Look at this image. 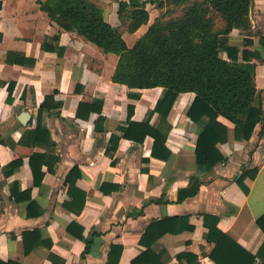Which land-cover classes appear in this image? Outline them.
<instances>
[{"label":"crops","instance_id":"obj_1","mask_svg":"<svg viewBox=\"0 0 264 264\" xmlns=\"http://www.w3.org/2000/svg\"><path fill=\"white\" fill-rule=\"evenodd\" d=\"M39 1L45 0H0V261L53 264V256L54 264H107L114 245L121 247L118 264H132L145 252L139 264H222L211 259L215 243L208 241L207 215L218 218V229L239 247L231 245L220 260L246 264L244 250L255 256L254 264H264V234L256 224L264 214L262 124L248 141H237L233 125L221 118L227 139L217 148L227 161L202 173L195 145L208 118L193 122L187 111L195 94L182 93L166 118L160 112L150 117L149 125L166 134L165 147L170 151L167 159L152 156L153 137L136 143L123 138L119 129L128 127L129 106L131 122L147 119L164 89L113 82L118 56L60 29ZM96 1L103 6L105 21L120 28L129 48L161 12L148 5V23L129 33L121 27L119 0ZM250 9L252 29L264 40V0H252ZM242 41L237 30L229 36L230 44ZM253 41V50L264 55L260 37ZM256 64L255 83L264 115V64ZM45 100L50 108L40 119L47 135L35 137L27 132L35 129ZM96 101L101 102L100 113L93 110L85 118L84 107L77 114L80 103ZM23 111L31 116L27 125L18 119ZM97 123L102 124L101 132L94 130ZM112 135L120 138L115 151L107 153ZM34 153L44 154L45 161L38 184L29 165ZM14 161L20 164L7 171ZM73 167L78 173L75 187L85 193L80 212L64 205L72 201L66 177ZM250 169L257 172L244 180L245 194L236 179ZM193 178L201 183L198 193L178 202L179 192L194 185ZM29 232L34 235H25ZM81 234L90 242L84 257ZM25 246L32 247L28 254Z\"/></svg>","mask_w":264,"mask_h":264},{"label":"trees","instance_id":"obj_2","mask_svg":"<svg viewBox=\"0 0 264 264\" xmlns=\"http://www.w3.org/2000/svg\"><path fill=\"white\" fill-rule=\"evenodd\" d=\"M39 4L41 10L60 29L75 32L104 53L118 56L113 82L129 88L164 89L162 98L158 100L155 109L149 112L147 119L141 123L131 122L133 107L129 106L128 127L119 129L123 138L136 143H142L146 136L153 137L152 156L167 159L170 151L165 147L166 134L149 125L151 115L160 112L166 118L178 95L187 92L195 94L187 116L193 122H198L203 117L208 118L195 145L196 164L200 172H210L217 164L227 161L217 148L219 143L227 139V127L220 121L221 118L233 125L237 141H248L258 124H262L259 135L264 134L263 109L255 83L256 61L264 64V55L259 50H253V37L259 36L261 45H264V40L259 32L255 33L252 29V0H119L117 13L121 27L129 33L148 23V5L164 9L131 48L124 41L120 28L112 27L105 21L103 6L99 1L45 0L39 1ZM177 10L179 13L172 15ZM218 22L221 23L220 26L217 25ZM235 30L243 36L241 45L229 43V36ZM43 48L48 47L44 45ZM12 87V84L8 86L9 101ZM53 107L56 108L57 104ZM84 107H87L85 118L93 110L101 112L100 101L90 105L80 103L77 114ZM46 108L50 107L45 100L39 108L35 129L27 133L35 137L44 133L47 135V129L40 119V114ZM98 121H101L100 118ZM119 138L114 135L110 137L111 146L107 153L115 151ZM43 156L44 154L34 153L29 159L35 184L40 183L44 176L41 170L45 162ZM19 164L20 161H14L6 169L11 170ZM76 170L73 167L66 177L72 201L64 205L80 212L84 206L85 193L75 187L78 176ZM256 172V169L244 170L236 179L245 194L248 188L244 180L247 177L254 178ZM192 181L194 185L190 190L179 192L178 202L198 193L201 183L196 178ZM15 199L18 200V197L15 196ZM204 224L209 230L208 241L215 243L211 259L216 263L231 264L218 257H222L225 252L229 253L231 245L238 246L218 229V218L205 215ZM256 224L264 234V214L256 220ZM164 233L165 230H162L160 234ZM25 235L34 234L29 232ZM79 238L86 244L82 254L84 257L89 251L90 242L82 234ZM31 250L32 247L25 246L26 254ZM241 252L247 257L246 264L256 262L254 255L244 250ZM120 253L121 247L111 245L107 264H118ZM145 253L134 259L132 264L141 263ZM51 259L54 264V257L51 256ZM0 264L19 263L0 261Z\"/></svg>","mask_w":264,"mask_h":264},{"label":"water","instance_id":"obj_3","mask_svg":"<svg viewBox=\"0 0 264 264\" xmlns=\"http://www.w3.org/2000/svg\"><path fill=\"white\" fill-rule=\"evenodd\" d=\"M18 119H19V121H20L22 124L27 125V123H28L29 120L31 119V116H30V114H29L28 112L23 111V112H21V113L19 114ZM102 129H103V128H102V124H101V123H97V124H95L94 130H95L96 132H101Z\"/></svg>","mask_w":264,"mask_h":264},{"label":"rangeland","instance_id":"obj_4","mask_svg":"<svg viewBox=\"0 0 264 264\" xmlns=\"http://www.w3.org/2000/svg\"><path fill=\"white\" fill-rule=\"evenodd\" d=\"M161 11H164V9L163 10H161ZM161 13V12H160ZM179 13V11L177 10L176 12H174V13H172V15H176V14H178ZM218 26H220L221 25V23L220 22H218V24H217ZM223 57H224V55H223Z\"/></svg>","mask_w":264,"mask_h":264}]
</instances>
